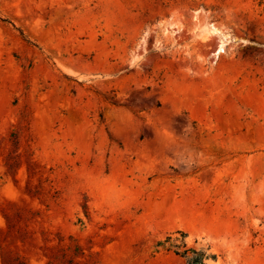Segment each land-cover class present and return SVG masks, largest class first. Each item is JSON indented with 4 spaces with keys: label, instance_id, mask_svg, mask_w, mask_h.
Returning <instances> with one entry per match:
<instances>
[{
    "label": "rangeland",
    "instance_id": "rangeland-1",
    "mask_svg": "<svg viewBox=\"0 0 264 264\" xmlns=\"http://www.w3.org/2000/svg\"><path fill=\"white\" fill-rule=\"evenodd\" d=\"M187 249L264 264V0H0V264Z\"/></svg>",
    "mask_w": 264,
    "mask_h": 264
},
{
    "label": "trees",
    "instance_id": "trees-1",
    "mask_svg": "<svg viewBox=\"0 0 264 264\" xmlns=\"http://www.w3.org/2000/svg\"><path fill=\"white\" fill-rule=\"evenodd\" d=\"M177 255H179V252H177ZM181 256L186 260V264H206V255L195 250L187 249Z\"/></svg>",
    "mask_w": 264,
    "mask_h": 264
},
{
    "label": "bare ground",
    "instance_id": "bare-ground-1",
    "mask_svg": "<svg viewBox=\"0 0 264 264\" xmlns=\"http://www.w3.org/2000/svg\"><path fill=\"white\" fill-rule=\"evenodd\" d=\"M215 33H219L218 29H216V28H211V29H209V32H207L208 35H212V34H215ZM223 38L226 39L227 37L223 36ZM222 50H223V48L220 47V49H219L217 54H219Z\"/></svg>",
    "mask_w": 264,
    "mask_h": 264
}]
</instances>
